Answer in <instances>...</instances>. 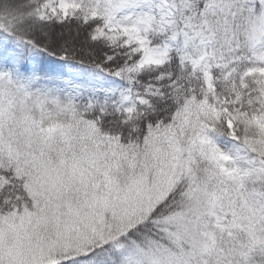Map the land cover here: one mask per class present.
I'll return each instance as SVG.
<instances>
[{"label":"snow or ice","instance_id":"obj_1","mask_svg":"<svg viewBox=\"0 0 264 264\" xmlns=\"http://www.w3.org/2000/svg\"><path fill=\"white\" fill-rule=\"evenodd\" d=\"M0 264H264V0H0Z\"/></svg>","mask_w":264,"mask_h":264}]
</instances>
